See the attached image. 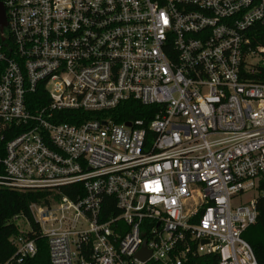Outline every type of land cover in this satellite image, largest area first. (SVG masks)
Returning <instances> with one entry per match:
<instances>
[{
	"label": "built area",
	"instance_id": "1",
	"mask_svg": "<svg viewBox=\"0 0 264 264\" xmlns=\"http://www.w3.org/2000/svg\"><path fill=\"white\" fill-rule=\"evenodd\" d=\"M0 3V187L49 192L30 210L51 264H259L264 0ZM131 99L148 124L59 121ZM25 222L2 264L36 255Z\"/></svg>",
	"mask_w": 264,
	"mask_h": 264
},
{
	"label": "trees",
	"instance_id": "2",
	"mask_svg": "<svg viewBox=\"0 0 264 264\" xmlns=\"http://www.w3.org/2000/svg\"><path fill=\"white\" fill-rule=\"evenodd\" d=\"M32 99L40 98L38 93L31 96ZM39 101H34L32 108H38ZM157 106L143 105L136 100H128L120 103L115 109L102 112L83 111H59L63 117L60 122H70L79 124L82 121L100 118L112 119L116 123L142 119L148 124L157 114ZM10 130V129H9ZM11 138V133L4 134L0 139V156L4 154L6 142ZM72 197L74 193L68 192ZM49 192L46 190H16L0 187V264L9 260L16 253L14 238L21 234L18 224L20 219L28 220L31 231L25 236L33 240L37 252L33 258L27 260L26 264H51L49 258L48 243L45 236L41 234L39 225L33 220L30 206L32 203L48 201ZM259 215L257 222L250 226L244 233V238L252 246L259 264H264V198L258 202ZM110 213H106V219ZM148 264H161L159 262H149ZM186 264H218L215 255H204L188 260Z\"/></svg>",
	"mask_w": 264,
	"mask_h": 264
},
{
	"label": "water",
	"instance_id": "3",
	"mask_svg": "<svg viewBox=\"0 0 264 264\" xmlns=\"http://www.w3.org/2000/svg\"><path fill=\"white\" fill-rule=\"evenodd\" d=\"M0 21H1V26L3 28L6 24V21H5L4 9L1 3H0ZM149 256H150V252L147 251L146 246L144 245L143 249L139 252L138 257L142 260H147Z\"/></svg>",
	"mask_w": 264,
	"mask_h": 264
},
{
	"label": "rangeland",
	"instance_id": "4",
	"mask_svg": "<svg viewBox=\"0 0 264 264\" xmlns=\"http://www.w3.org/2000/svg\"><path fill=\"white\" fill-rule=\"evenodd\" d=\"M18 224L20 225V228H21V229H28V225H27V223L25 222L24 219H20V220L18 221Z\"/></svg>",
	"mask_w": 264,
	"mask_h": 264
}]
</instances>
